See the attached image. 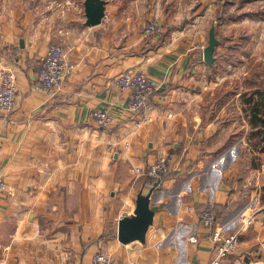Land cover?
<instances>
[{
	"label": "crops",
	"instance_id": "0c3cea01",
	"mask_svg": "<svg viewBox=\"0 0 264 264\" xmlns=\"http://www.w3.org/2000/svg\"><path fill=\"white\" fill-rule=\"evenodd\" d=\"M57 1L38 8L0 0V68L13 71L17 95L14 110L0 112V177L8 185L0 260L91 264L103 252L112 264H210L213 242L198 215L211 206L215 228L238 232L220 264H264V187L256 188L264 164L252 174L247 150L259 161L264 154L249 146L246 121L242 139L227 134L232 105L214 99L218 37L213 66L202 59L213 22L236 12L226 0H104L101 23L87 27L82 0ZM153 19L164 27L159 37L144 33ZM52 43L72 70L48 96L33 86ZM124 71H142L154 85L139 128L129 93L111 86ZM93 109L108 110L113 124L98 128ZM160 154L169 173L159 183L130 173ZM138 193L149 194L152 222L143 242L122 244L117 222L132 215ZM240 216L248 221L242 229Z\"/></svg>",
	"mask_w": 264,
	"mask_h": 264
},
{
	"label": "built area",
	"instance_id": "2783aa9c",
	"mask_svg": "<svg viewBox=\"0 0 264 264\" xmlns=\"http://www.w3.org/2000/svg\"><path fill=\"white\" fill-rule=\"evenodd\" d=\"M144 33L151 37H159L163 33V26L159 22L152 21L144 29ZM72 65L65 61L63 48L60 45L50 44L43 56L38 60V70L36 72V81L33 89L52 96L64 76L70 73ZM15 75L13 71L4 67L0 68V112L10 114L16 107L17 95L15 85ZM111 86L128 92V108L135 115L133 119L134 128H139L147 122L143 114V107L154 92V85L148 76L141 71H124L116 75ZM90 120L101 129H107L113 124V118L108 110L93 109L88 114ZM130 173L135 177H145L159 183L164 179L169 169L166 156L160 154L156 160L146 168H131ZM8 191L7 183L0 177V195ZM199 221L203 228L209 231V238L213 242V259L210 264H220L221 259L232 252L237 246L238 232L223 234L216 226V212L208 206L203 209L199 215ZM241 229L248 221L243 216L239 217ZM193 241V238H190ZM0 264H5L0 260ZM91 264H112L111 257L103 252L94 254Z\"/></svg>",
	"mask_w": 264,
	"mask_h": 264
},
{
	"label": "rangeland",
	"instance_id": "374dc122",
	"mask_svg": "<svg viewBox=\"0 0 264 264\" xmlns=\"http://www.w3.org/2000/svg\"><path fill=\"white\" fill-rule=\"evenodd\" d=\"M34 1V6L38 8H44L45 6H51L52 8V6L56 5L55 2H58L57 0ZM226 1L227 3L224 5L230 11L234 10L236 17L232 18L226 15L227 17L216 18L217 21L213 22L216 28V37L221 41V46L218 48L221 58L218 59L215 73L216 83L220 82L214 89V99L216 101H225L232 105L228 110H225L226 114L232 119L228 126L227 134L232 133L235 140H240L244 136L245 131L243 112L239 110L240 107L243 108L241 95L243 92V80L254 73L255 63L260 65L257 69L264 75V0ZM152 21L158 22L156 19L150 22ZM250 60L254 61L250 62ZM246 135L248 136V129ZM244 148L246 149L247 146L244 145ZM248 150L250 149L248 148ZM248 150V160L253 157L248 162V166L251 167L252 164H255L257 167L253 168L255 169L252 172L253 174L256 169H259L261 164H264V156H262V161L257 160L258 158L255 160L254 155L250 154ZM263 187L264 177L257 180L256 183L257 189L263 190ZM263 191L260 199L263 198Z\"/></svg>",
	"mask_w": 264,
	"mask_h": 264
},
{
	"label": "water",
	"instance_id": "95a60500",
	"mask_svg": "<svg viewBox=\"0 0 264 264\" xmlns=\"http://www.w3.org/2000/svg\"><path fill=\"white\" fill-rule=\"evenodd\" d=\"M84 25L94 27L101 23L104 17V0H82ZM218 40L215 26L211 25L208 31L207 44L202 51V59L208 67L215 62L214 51ZM152 222V211L149 209V194L138 193L132 215L122 217L117 222V239L126 244L132 241L143 242L147 228Z\"/></svg>",
	"mask_w": 264,
	"mask_h": 264
},
{
	"label": "trees",
	"instance_id": "16d2710c",
	"mask_svg": "<svg viewBox=\"0 0 264 264\" xmlns=\"http://www.w3.org/2000/svg\"><path fill=\"white\" fill-rule=\"evenodd\" d=\"M255 64L254 73L242 83L243 118L248 125L249 146L257 154H264V75L257 69L260 65ZM149 182L156 181L149 179Z\"/></svg>",
	"mask_w": 264,
	"mask_h": 264
}]
</instances>
